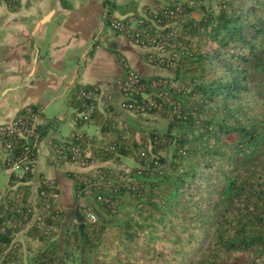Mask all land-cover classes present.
Returning a JSON list of instances; mask_svg holds the SVG:
<instances>
[{
	"label": "trees",
	"instance_id": "16d2710c",
	"mask_svg": "<svg viewBox=\"0 0 264 264\" xmlns=\"http://www.w3.org/2000/svg\"><path fill=\"white\" fill-rule=\"evenodd\" d=\"M218 3L217 13L200 7V19H182L180 39L191 52L184 70L200 75L189 78L194 87L179 117L171 107L148 111L145 116L166 124L165 130L152 129L137 141L129 129L126 144L115 143L116 152L141 164L133 188H120L113 199L118 207L128 198L135 211L115 229V262L97 253L96 264H128L123 244L143 251L142 264H264V0ZM117 10L138 12L133 3ZM157 115L164 124L151 117ZM94 119L104 134L119 133L98 109ZM113 154L101 148L94 157L103 162ZM18 191L31 197L26 186ZM61 220L47 236L36 224L25 231L21 264H55ZM105 228L98 220L86 222L66 246L95 248Z\"/></svg>",
	"mask_w": 264,
	"mask_h": 264
},
{
	"label": "crops",
	"instance_id": "0c3cea01",
	"mask_svg": "<svg viewBox=\"0 0 264 264\" xmlns=\"http://www.w3.org/2000/svg\"><path fill=\"white\" fill-rule=\"evenodd\" d=\"M152 1L20 0L12 7L0 1V125L10 122L26 108L38 114L42 137L26 189L34 198L41 178L53 179L57 185L62 220L56 236L55 264H60L64 257L70 233L86 222H93L86 220L90 215L103 223L110 218L90 198L77 196L75 181L84 170L70 165L55 167L48 161L49 142H63L75 132L72 124L76 112L75 89L95 88L98 111L127 124L137 141L147 137L152 129L163 131L164 126L148 117L121 108L117 82L128 69L143 79L173 73L148 65L146 53L113 33L107 20L111 14L120 16L117 8L125 4H135L139 12ZM100 131L98 126L89 125L80 132L94 138L100 136ZM1 144L0 140V175L3 177L0 188L7 179ZM132 162L121 155L118 162L101 164L121 170ZM111 220L107 224L113 223Z\"/></svg>",
	"mask_w": 264,
	"mask_h": 264
},
{
	"label": "built area",
	"instance_id": "2783aa9c",
	"mask_svg": "<svg viewBox=\"0 0 264 264\" xmlns=\"http://www.w3.org/2000/svg\"><path fill=\"white\" fill-rule=\"evenodd\" d=\"M0 1L12 7L20 0ZM202 3L203 0H155L137 14L108 15V28L134 46L146 50L147 64L161 68L179 65L191 57L179 35L182 19L194 18L197 7ZM152 79H143L131 69L126 70L117 82L122 97L121 108L136 115H146L151 110L160 112L164 107H171L173 115L178 118L182 100L193 87L179 86L163 77ZM74 97L79 106L72 124L81 129L88 125L97 126L94 119L97 90L80 86L75 89ZM110 120L114 124L113 116ZM38 126V114L29 108L0 125L7 178L6 184L0 188V264H21L25 231L32 225L36 224L47 236L57 229L56 225L62 219V211L55 202L57 187L53 179L41 178L34 198L24 199L22 192L18 191L27 185L35 165ZM116 128L119 133L114 143L109 145L112 152L116 149L115 143L123 144L131 135L125 123L118 124ZM91 141L90 136L77 130L63 142L50 141L48 161L55 167L70 165L84 170L76 178L78 196L95 200L113 214L117 208L113 199L117 198L120 188L126 191L133 188L134 177L138 174L114 176L116 174L111 171L98 168L97 160L91 156ZM140 155L144 156V152ZM91 219L94 220L93 217Z\"/></svg>",
	"mask_w": 264,
	"mask_h": 264
},
{
	"label": "rangeland",
	"instance_id": "374dc122",
	"mask_svg": "<svg viewBox=\"0 0 264 264\" xmlns=\"http://www.w3.org/2000/svg\"><path fill=\"white\" fill-rule=\"evenodd\" d=\"M154 1L155 0L152 1L151 5L153 4ZM218 1L219 0H203V3L200 4V6H198L197 8L208 6L212 11L217 13L219 10ZM194 14H195V12H194ZM200 17H201V15H199V13L196 12V14L194 15V18L198 20V19H200ZM141 50L146 53V50H144V49H141ZM188 51L191 54L189 49H188ZM207 51H208V49H207ZM188 58H190V57H188ZM185 60H187V58ZM183 62H184V60L181 63H179V65L175 64L174 66L167 67V68H161V67H157V68L165 69V70H168V71L173 73L172 76H163V78H165L167 81H172L173 83H175L179 86L188 87L189 89H191L192 87H194V83L189 81V78L192 76H199L200 72H198V71L194 72L193 71V72L186 73L184 70L185 68H184ZM148 65H150V64H148ZM150 66H153V65H150ZM153 67H155V66H153ZM220 73H222L221 70H220ZM208 77L209 78L215 77L213 69L209 71ZM184 100H185V98L182 100L183 103H184ZM112 116L113 115H109V118L111 119ZM141 116H145V115H141ZM151 117H154V119L158 120L159 124H161V125L164 124L166 121V120L160 118V116H158V115L157 116H151ZM118 124H122V123H118L114 118V125L117 127ZM166 127H167L166 124H164V128L162 130H165ZM98 129L100 131L101 127L98 126ZM74 130L75 131L76 130L81 131V128H77L76 126H74ZM116 137H117V135L111 131H108L107 134H104L103 132L100 131V136L92 138L93 142L91 141L92 146L90 148L91 156L95 159L94 153H95V151H98V149H101V148L106 149L107 148L109 150V144ZM96 138H98V139H96ZM105 146H107V147H105ZM113 153H114L113 154L114 156L112 159L107 160L108 163L110 161L115 162L116 159H119L121 157V154H119L118 152L114 151ZM96 154H97V152H96ZM141 157H143V156H141ZM96 160H97L96 161L97 163H100L98 168H104L106 171H111L112 174H116L114 176H117L118 173H123L124 175H130L131 173L134 172L135 169L141 168V164L139 162H132L131 166H129V167L125 166L121 170H115V169H110V168L104 167V165L101 164V161H99L98 159H96ZM103 162H105V161H103ZM86 172H88V171H86ZM91 172H93V171H91ZM126 173H130V174H126ZM2 179H3V177L0 175V180L2 181ZM75 186L77 187V181H75ZM56 187H57V185H56ZM76 194H77V192H76ZM77 196H78V194H77ZM78 197H80V196H78ZM87 198H89V197H87ZM121 198H123V197H121ZM55 202L57 203V206H59V209L62 211L60 204L57 200V195L55 196ZM133 211H135V205L130 203L128 201V198L124 197L122 199V202L116 208V211L113 214L108 215V217H110V218H108L109 221L111 219H117V220H111V221H113V223H111V224H107L109 221L104 223L106 225L105 234L100 238V242H99V240L95 241L94 245H97V246L95 248H91L86 243H83L79 246V248H76L75 245H68V246H66V250L64 252V257L62 259H60V261H61L60 264H96L98 262L97 258H99V257H97L98 254L105 255L107 257L106 258L107 263H109L111 261L115 262L116 257H115V255H113L114 251H112V250L114 249V247L118 246V241H119V236L115 233V229L116 228H122L124 226V224L129 220V217H131V214L133 213ZM91 217H93L94 220H92ZM86 220L87 221H97V219H95V217L93 215H90ZM101 223H103V222H101ZM26 240H27V238H26ZM98 243H100V245ZM120 250H121L120 252L122 253V255L129 260L128 264H142V262L144 260V257L142 256V253H143L142 250H138L137 248L134 249L133 247H131L127 244H123V246L120 247ZM55 260H56V256H55Z\"/></svg>",
	"mask_w": 264,
	"mask_h": 264
}]
</instances>
